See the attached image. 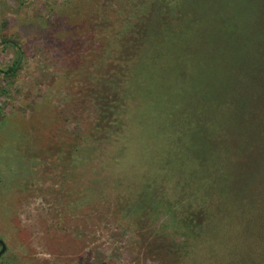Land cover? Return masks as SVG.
I'll return each instance as SVG.
<instances>
[{
	"label": "rangeland",
	"instance_id": "obj_1",
	"mask_svg": "<svg viewBox=\"0 0 264 264\" xmlns=\"http://www.w3.org/2000/svg\"><path fill=\"white\" fill-rule=\"evenodd\" d=\"M199 8L197 0H0V43L14 41L23 58L15 76L0 75V263L216 264L204 259L212 248L196 232L187 239L197 230V136L205 123L226 145L234 123L243 149H253L254 129L244 123H259L261 107L249 106L264 87L254 84L260 67L248 44L232 33L197 48L201 31L211 34L222 19L215 24ZM226 10L229 22L250 21L264 43V0H231ZM17 57L0 46V69ZM113 158L137 183L163 163L162 198L182 200L179 216L167 201L124 211L109 175L126 168L108 165ZM236 177L240 184L242 168ZM151 243L160 256L146 249Z\"/></svg>",
	"mask_w": 264,
	"mask_h": 264
},
{
	"label": "trees",
	"instance_id": "obj_2",
	"mask_svg": "<svg viewBox=\"0 0 264 264\" xmlns=\"http://www.w3.org/2000/svg\"><path fill=\"white\" fill-rule=\"evenodd\" d=\"M217 1L219 3L217 4V9L211 11L208 8L205 9L209 4V0H197L201 6L199 8L201 17L208 16L210 11L215 24L216 18L220 15L222 17L219 24H216L215 30L210 25L209 31L211 34L201 31V34L197 36V48L204 46V43L207 42V37L209 40L215 37L216 41L220 42L219 38L224 41L232 33L235 35L236 40L248 44V53L255 57V62H258L260 67V76L255 77L257 80L254 81V84L258 85L260 83L259 85L264 87V43L257 45L256 40L253 39L252 33L254 30L256 31V28L248 20L240 22L241 20L238 19L237 21L232 20L229 22L227 19L230 18L227 15H230V17L232 15L226 9L230 8L231 0ZM200 16L197 17V30L199 29L198 19L201 18ZM238 21L240 22L239 25L236 23ZM143 29L138 27V34H144ZM4 45H9L16 49L18 57L9 68L0 69V75L15 76L22 64V50L14 41L9 40L0 43V46ZM219 55L216 60L210 58L207 61L208 64L212 62L210 65L214 68L209 69V72H212L211 74L207 73L203 77L204 80L209 81L211 76L215 74L218 61L223 59V56L219 58ZM206 56H197V59L203 58L204 64H206ZM159 61L160 59L158 58L157 62ZM207 68L209 67L207 66ZM169 71L168 73H170ZM169 77L173 78L172 74H169L167 79ZM172 81L175 84L177 83L175 80H171L169 83L172 84ZM249 100H252V98H249ZM256 105L261 107L258 110L261 116L259 123L256 126H253L251 122L244 123L251 132L254 129V138L251 141L253 149L248 151L243 149L244 144L242 143L241 145L240 139L244 132L242 133L240 130L241 134H239L240 128L234 123L228 124V129L223 128L226 132H230L229 142L226 145L221 142L223 139L222 132L218 131L215 134L217 139L214 140L212 132L205 123L202 124L204 130L201 134H198L200 137L197 136V215L191 221L192 226H197V230H191L192 236L187 237V239L193 240L196 232L198 244H202L206 249L209 248L208 250L211 248L215 249L214 251L211 249L208 254H203L206 256L204 259L212 260L217 258L216 264H264V95L263 99L258 101V104L257 102H252L249 110H254L253 107ZM254 111L256 112V110ZM215 113L217 115L220 114L218 109L215 110ZM211 121L216 122L214 119L208 122ZM208 133L210 134L207 135ZM147 135L145 132L143 139L146 140ZM248 154H253L251 160H246ZM117 157L119 158V156ZM116 158L111 159L108 165L121 164L124 166L123 169H126H119L118 173L110 174L109 179L114 181L111 188L115 190V196L118 201L124 204V211L127 210L126 212L132 215L144 209L158 207L161 202L167 201V206H171L170 212L174 207L173 213L179 216L182 200H177L176 196L174 198H166V200L162 198L168 197V194L163 191L166 186L162 187L166 176L164 175L166 170L163 163L162 165L155 164L154 166V168L159 169V175H156L157 172L154 168L150 174L146 170L143 172V182L137 183L133 180L138 178L140 180L139 175L133 176V171L122 162V159L118 161ZM239 168L244 171L243 180L240 184H233L240 182V179L236 177V171ZM123 196L124 198H122ZM118 201L114 199L115 203ZM115 206H118V204ZM186 210L194 214L192 206L191 208L186 207ZM186 210L183 209L184 212ZM179 219L185 225H190V223H187L189 220L185 217ZM146 249L149 251L152 249L154 254L160 256L159 246L151 243L147 245Z\"/></svg>",
	"mask_w": 264,
	"mask_h": 264
},
{
	"label": "water",
	"instance_id": "obj_3",
	"mask_svg": "<svg viewBox=\"0 0 264 264\" xmlns=\"http://www.w3.org/2000/svg\"><path fill=\"white\" fill-rule=\"evenodd\" d=\"M0 245H1L0 257H1L7 251V244L5 243V241L2 238H0Z\"/></svg>",
	"mask_w": 264,
	"mask_h": 264
},
{
	"label": "flooded vegetation",
	"instance_id": "obj_4",
	"mask_svg": "<svg viewBox=\"0 0 264 264\" xmlns=\"http://www.w3.org/2000/svg\"><path fill=\"white\" fill-rule=\"evenodd\" d=\"M20 1H22V2H27V1H29V0H20ZM5 41L7 42V41H9V40H4L3 42H5ZM4 46H8V45H4ZM0 238H1V237H0ZM0 247H1V245H0ZM0 249H1V248H0ZM4 254H5V253H4ZM4 254H3V255H4ZM3 255H2V256H3ZM2 256H1L0 258H2ZM0 264H10V262L0 263ZM11 264H12V263H11Z\"/></svg>",
	"mask_w": 264,
	"mask_h": 264
}]
</instances>
